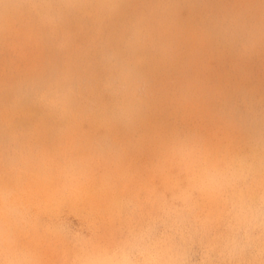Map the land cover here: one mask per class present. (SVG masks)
<instances>
[{
    "label": "rangeland",
    "instance_id": "obj_1",
    "mask_svg": "<svg viewBox=\"0 0 264 264\" xmlns=\"http://www.w3.org/2000/svg\"><path fill=\"white\" fill-rule=\"evenodd\" d=\"M67 1L74 3L65 7ZM102 1L115 2L126 12L123 15L105 13ZM116 1L0 0V79H14V74L22 73L23 63L17 66L19 68L6 65L28 57L29 60L24 61L27 65L34 56L39 64L30 67L33 70L38 68L37 74H61L62 69L73 70L72 79L79 85L83 109L89 106L88 98L95 95L105 111L99 122L94 121L93 114L82 117L81 122L91 123V128L47 130L41 134H34L35 130L30 128L25 135L19 133L9 146L12 151L9 156L14 163L11 166L6 162L3 168L6 176L22 175L31 180L34 171L41 169L56 186L61 181L63 169L71 173L81 170L85 193L88 183L83 184V179L90 166L88 159L93 158L94 164L101 168L103 158L117 151L121 144L125 156L117 163H125L129 156L133 159L125 163L119 174L124 178L121 190L127 203L125 212L127 216H133L131 225L138 222V214L144 217L142 213L148 216V213L157 211L160 219L156 229L158 237L179 236L191 231L198 236V249L207 247L202 241L206 230L203 222L210 224L212 239H221L234 229L239 233L246 263L258 260L264 264V228L236 222L229 214L218 211L220 207L240 213L249 211L238 200L239 194L245 193L264 212V170L253 169L249 165L251 156L246 153L247 148L257 141L240 139L236 131L239 125L246 127L250 119L260 125L259 132L264 136V121L260 119L264 116V0ZM68 25L72 26L70 31L65 29ZM233 33L238 35L233 36ZM125 39L138 41L137 51ZM118 40L127 44L122 46L126 58L131 60L130 65L139 67L140 77L135 76L133 84L128 85V79L121 72L116 74L119 76L111 74L107 64H100L98 60L90 63L93 54L100 53L101 46L112 47ZM64 46L75 51V60H80V65L69 60L72 55L63 52ZM160 50L165 51L167 60H164L163 52L158 53ZM4 60L10 63L5 64ZM141 62H147L151 68L160 65L163 69L144 72L140 68ZM84 66L88 72L86 77L79 73ZM126 66L119 65V71ZM243 82L252 83L255 95L235 97L231 94ZM41 85H44L42 80L40 91L34 90V93L40 92L39 99L43 100L46 94ZM221 87L229 92L220 94ZM130 92L134 103L128 105L126 118L130 120L131 117L132 121L123 116L122 110L123 100ZM229 101L233 102L231 111L246 112L241 120L224 108ZM140 106L142 112L136 117L133 109ZM11 108L10 104L0 102L1 127ZM119 122L126 123L127 129L115 130ZM106 126L113 129H105ZM23 136L24 141L20 139ZM35 143L46 146L49 152L38 150ZM238 158L245 159L244 166L238 163ZM231 168L246 176L235 186L224 181ZM210 174L216 176L215 184L203 181L209 180ZM64 184L67 186L68 182ZM189 184L198 190L193 191ZM63 192L70 197L68 187ZM59 193L55 192L56 195ZM185 194L190 199L187 212L193 208L188 220L190 228L183 227L181 220ZM16 198V195H10L8 203L13 208L22 209L24 206ZM100 202L94 201L83 212L57 211L58 208L53 207L42 211V222L46 223L45 226L50 225L52 230L48 237L72 241L88 250L91 244L121 241L123 235L113 230L123 225L122 221L128 223V217L101 214L92 208ZM216 212L223 214L225 219L217 217ZM245 226L252 228L250 233L243 230ZM56 231L64 237L55 235ZM134 231L129 227L126 232L130 235ZM44 254L51 253L46 250ZM143 255L144 251L133 249L128 257L134 264H140ZM216 255L220 256L218 252ZM70 257L78 259L76 255ZM21 258L18 253L14 258H8L0 251V264L15 263L17 261L13 259ZM41 263L50 264L44 263L42 258H30L29 264Z\"/></svg>",
    "mask_w": 264,
    "mask_h": 264
},
{
    "label": "bare ground",
    "instance_id": "obj_2",
    "mask_svg": "<svg viewBox=\"0 0 264 264\" xmlns=\"http://www.w3.org/2000/svg\"><path fill=\"white\" fill-rule=\"evenodd\" d=\"M95 2L97 3L99 2V0H95ZM73 3L74 1H67V3H64V6H72ZM101 4L106 7L105 13L111 12L114 15H123L126 12H124L123 9L120 8L115 2L113 3L109 1H102ZM119 19L122 18L120 17ZM70 28H72V26L68 25L65 27V29L69 31ZM240 31L241 30H239V32ZM148 34L150 35L151 32H149ZM237 35L238 34L233 33V36ZM125 40L128 41L129 44L133 47H135L138 42L129 39ZM120 41L121 40L115 41L112 47L101 46L99 50L100 53L93 54L90 63H93L94 60H98L100 61V64H107L108 71L111 74L116 75L121 72V74L126 79H128V85L133 84L135 81L134 77H140L139 67L130 65L131 60H128L126 58L125 47L122 46V44L126 43H120ZM222 41H224V39ZM141 48H143L142 45ZM136 49L137 48L135 47L134 50ZM62 50L63 52L72 55L69 59L70 61L75 62L77 65H80V60H75L76 53L74 50H72L70 47L65 46L62 48ZM139 51L141 52V50ZM162 52L164 53V60H167L164 50H160L158 53ZM31 59L33 61L28 62L29 65L24 64L25 60H29L28 57H22L18 61H15V64L11 63V65H6L7 67H17L18 65L23 63L22 73L14 74V79L9 77H7L6 80L0 79V102L5 105L10 104L12 107L10 111L6 112L7 115L6 119L3 122V126L1 127L0 125V251L1 254L5 255L8 258H14L16 256V253L22 255L21 259H13L17 262L11 264H29L30 258H42V261L44 263L50 264H134L132 259L128 257L133 249L144 251V255L141 259L140 264H247L245 261L246 253L240 248L241 243L239 233H237V231L234 229H232L226 236H223L221 239H212L209 234L210 224L203 222L204 228L207 231L204 230L205 236L202 241L207 243V247L205 249H198V236L194 235L191 231L180 234L179 236L170 235L163 238L158 237L156 229L159 225L160 219H158L159 213L157 211L148 213V216H146L145 213H142L144 217H140L138 214V217H136L138 222L134 225H131L130 223L133 219V216L129 217L125 212V210H127V203L125 202V193L123 190H121V184L122 182H124V178L119 174L122 173L125 163L127 161L131 162L133 161V159L129 156L126 158L127 160L125 163H117V161H120L125 156L123 153L124 148H121V144L118 145L119 149L117 151H112L103 158L104 163L101 168L94 164L93 158L88 159L90 166L87 168V175L83 179V184H86L85 182L88 183L85 193L81 182V170L75 173H71L68 169H63L60 175L61 181H58L56 186H54L52 181L47 177V172H44L41 169H37L36 171H34V176L31 180L23 177L22 175H13V177L6 176L7 172L3 170L6 162H8L11 166L14 163H12V159L9 156V153L12 152L9 146L12 145V138H14L15 136L19 137V133H24L21 135H25V131L29 130L30 128H33L35 130L34 134H41L47 130L63 131V129L77 130L80 128H91V123L81 122L82 117L93 114L95 119L94 121L99 122L102 121L101 115L105 113L104 109L102 108V103L95 95H91V97L88 98V100L90 101L89 106L86 108V110L83 109V97L80 94L79 85L75 80L72 79L71 74H73V70H71L70 68L69 70L62 69L61 74H59L58 72H52L50 75H44L42 73L37 74L38 71H35L38 68L33 70L31 69L30 65H36L37 62L39 64V61H36L34 56H32ZM4 62L5 64L10 63L5 60ZM121 64H126L127 66L122 71H119V65ZM140 68L144 72L154 73L157 70H161L162 67L158 65L151 68V66L147 62H141ZM86 72L87 67L84 66V70L80 71L79 73L82 76H85ZM93 75L95 76V74ZM41 80L44 82V85H41V90H43V92L46 94L43 100L39 99L40 92L38 94L34 93V90L40 91L39 85ZM118 82L120 83L119 80L117 81V83ZM50 86H52V90L50 89ZM128 90H130V88ZM225 92L229 91L222 89L221 87L220 94ZM254 93L255 90L253 89L252 83L249 82H243L237 89L231 92L232 95L235 94V97L237 95L251 96ZM130 103H134V97L131 92L126 95L122 104V110L124 112L123 116L125 118L128 111V105ZM231 103L233 102H227L226 105H224V108L231 111ZM142 109L143 108L141 106L133 109V115L136 117L139 116L142 112ZM231 112L235 116H237L239 120H241L246 114V112H239L236 110ZM260 119L264 121V116ZM128 121H132L131 117ZM259 126L249 119L246 127L239 125L236 129L240 139L251 138L257 141L255 144L250 145L246 151V153L251 156V162L249 163V165L253 166L252 168L256 171L262 168L264 170V136L260 134ZM117 128L118 130L122 129V131H124L127 129V124L124 122H119V125L117 126L116 124L114 129L116 130ZM105 129L113 128L110 126H106ZM20 139L24 141L25 138L23 136ZM153 139L155 140V138ZM114 142L117 143L116 138H114ZM30 144H32V142ZM35 144H37L38 150L49 152L46 146L40 145L38 143ZM247 146L248 145L246 144V147ZM190 153L192 154V152ZM29 156H31V154ZM204 157H206V155ZM16 160H18V158ZM159 163H161V160ZM238 163L244 166L245 159L238 158ZM40 165H42V163H40ZM227 165L229 166V164ZM165 170L166 169H164V171ZM243 170L245 171L244 167ZM243 176L245 175H242L237 172V170L231 168L229 176L227 178H223H226L224 180L225 182H230L233 186H235L236 183L243 178ZM208 178L209 180H203L207 184H215L217 182V178L214 174H210ZM220 179L223 180L222 178ZM66 181L68 182L67 186L64 184ZM116 182L118 183L115 184ZM66 187L69 188V193L71 194L70 197L67 196V193L63 192ZM189 187L193 191L198 190V188L193 184H189ZM222 187L225 188V185H222ZM249 188L250 187H248V190ZM56 191L61 193L56 195ZM185 191L187 193V187L185 188ZM81 193L84 194L81 195ZM10 195H16V200H18V202L24 207L22 209L13 208L11 203H8L7 200ZM101 198L102 201L100 202ZM167 198L166 201L168 200ZM238 200L239 202L244 204L249 209V211L245 210L244 213H240L237 210H224V208L222 207H220L218 211L229 214V216L236 222L246 224L248 226H260L264 228L263 209H259L254 201H252L245 193L241 195L239 194ZM94 201L100 203L92 208L96 209L103 215L118 216L121 214L125 217H128V223L126 221H122L123 225L113 230V232L123 235V239L121 241H114L103 244L99 243L98 245L91 244V247L88 250V248L83 246L80 247L78 244L72 243V241L52 240L48 237L49 233L52 232V230L50 225L45 226L46 223L42 222V211L49 209V207H53L54 209L58 208L56 209L57 211L71 210L76 212H83L86 207L90 204H93ZM189 202V196L185 194V206L182 210L181 220L183 227L186 228H190L188 227V220L190 218V215L193 213V208L190 209V212H187L186 205ZM216 216L220 219H225L224 215L221 213L216 212ZM129 227L135 229V231L130 235L126 232ZM243 230L250 233L252 228L245 226ZM55 235L64 237L60 231H56ZM46 250H48L51 254H44ZM217 252L220 254V256L216 255ZM72 255H76L78 259L70 257ZM56 259H58L57 262H50ZM37 261L39 262V260ZM252 264H261V262L257 260Z\"/></svg>",
    "mask_w": 264,
    "mask_h": 264
}]
</instances>
